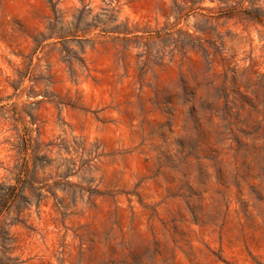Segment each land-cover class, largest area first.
I'll list each match as a JSON object with an SVG mask.
<instances>
[{"label":"rangeland","instance_id":"rangeland-1","mask_svg":"<svg viewBox=\"0 0 264 264\" xmlns=\"http://www.w3.org/2000/svg\"><path fill=\"white\" fill-rule=\"evenodd\" d=\"M0 264H264V0H0Z\"/></svg>","mask_w":264,"mask_h":264},{"label":"trees","instance_id":"trees-1","mask_svg":"<svg viewBox=\"0 0 264 264\" xmlns=\"http://www.w3.org/2000/svg\"><path fill=\"white\" fill-rule=\"evenodd\" d=\"M8 197H9V195L6 196L5 201H4V205H6L8 203Z\"/></svg>","mask_w":264,"mask_h":264},{"label":"clouds","instance_id":"clouds-1","mask_svg":"<svg viewBox=\"0 0 264 264\" xmlns=\"http://www.w3.org/2000/svg\"><path fill=\"white\" fill-rule=\"evenodd\" d=\"M241 6H247L246 3L242 4Z\"/></svg>","mask_w":264,"mask_h":264}]
</instances>
